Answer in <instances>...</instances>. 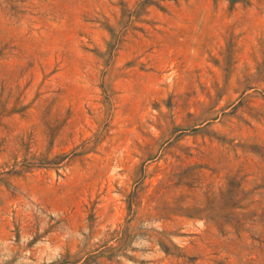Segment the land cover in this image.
Returning a JSON list of instances; mask_svg holds the SVG:
<instances>
[{"label":"rangeland","instance_id":"1","mask_svg":"<svg viewBox=\"0 0 264 264\" xmlns=\"http://www.w3.org/2000/svg\"><path fill=\"white\" fill-rule=\"evenodd\" d=\"M0 264H264V0H0Z\"/></svg>","mask_w":264,"mask_h":264}]
</instances>
